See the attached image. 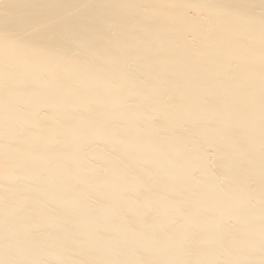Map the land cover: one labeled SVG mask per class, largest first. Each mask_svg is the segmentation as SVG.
Segmentation results:
<instances>
[{
  "label": "bare ground",
  "instance_id": "6f19581e",
  "mask_svg": "<svg viewBox=\"0 0 264 264\" xmlns=\"http://www.w3.org/2000/svg\"><path fill=\"white\" fill-rule=\"evenodd\" d=\"M0 264H264V0H0Z\"/></svg>",
  "mask_w": 264,
  "mask_h": 264
}]
</instances>
